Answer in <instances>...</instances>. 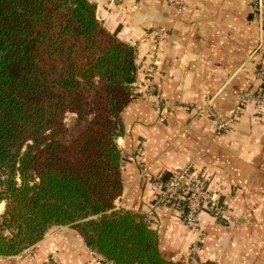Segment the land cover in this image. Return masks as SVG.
Returning <instances> with one entry per match:
<instances>
[{"label":"crops","instance_id":"crops-1","mask_svg":"<svg viewBox=\"0 0 264 264\" xmlns=\"http://www.w3.org/2000/svg\"><path fill=\"white\" fill-rule=\"evenodd\" d=\"M88 1L102 26L135 49L138 97L120 114L122 193L115 206L147 219L166 260L264 264V106L245 105L220 133L215 125L259 85L264 0L261 21L252 16L257 0ZM148 80L164 110L155 107L157 96L141 97ZM138 150L140 165L133 160ZM185 167L227 205L230 224L200 213L192 230L180 202L155 204L152 182ZM89 251L74 229L54 226L31 251L0 257V264H86Z\"/></svg>","mask_w":264,"mask_h":264},{"label":"trees","instance_id":"trees-1","mask_svg":"<svg viewBox=\"0 0 264 264\" xmlns=\"http://www.w3.org/2000/svg\"><path fill=\"white\" fill-rule=\"evenodd\" d=\"M135 73L134 47L88 0H0V257L69 226L112 264H181L162 257L144 216L114 204Z\"/></svg>","mask_w":264,"mask_h":264},{"label":"built area","instance_id":"built-area-1","mask_svg":"<svg viewBox=\"0 0 264 264\" xmlns=\"http://www.w3.org/2000/svg\"><path fill=\"white\" fill-rule=\"evenodd\" d=\"M181 2V0H180ZM252 16L261 21L263 16V2L257 0L252 8ZM157 35V34H156ZM155 50V48H154ZM259 85L255 93L251 94L249 91H244L240 95L237 108L225 120L217 119L216 132L220 133L226 130L238 117L239 111L245 105L254 103L256 106H264V70L257 73ZM156 95L155 87L151 81H147L146 89L141 95L144 99H150ZM156 108L164 110V103L161 97H156L154 102ZM210 112V111H209ZM133 160L140 165L139 150L135 152ZM150 192L156 196V205L174 206L178 202L182 205L181 218L183 224L192 229L198 228V217L200 213H207L214 220L221 224H230L232 218L227 205L220 199V197L212 190H210L204 183L194 174L190 167H185L172 174L166 180L155 179L150 186ZM42 264H56L53 260H47ZM86 264H112L107 262L93 251L88 253V261Z\"/></svg>","mask_w":264,"mask_h":264},{"label":"rangeland","instance_id":"rangeland-1","mask_svg":"<svg viewBox=\"0 0 264 264\" xmlns=\"http://www.w3.org/2000/svg\"><path fill=\"white\" fill-rule=\"evenodd\" d=\"M75 116L72 114H66L64 117V122L69 130H73L74 124H75ZM76 130L73 131L75 133ZM2 206L0 205V211H1ZM147 220V219H146Z\"/></svg>","mask_w":264,"mask_h":264},{"label":"water","instance_id":"water-1","mask_svg":"<svg viewBox=\"0 0 264 264\" xmlns=\"http://www.w3.org/2000/svg\"><path fill=\"white\" fill-rule=\"evenodd\" d=\"M133 86H134V84H133Z\"/></svg>","mask_w":264,"mask_h":264}]
</instances>
